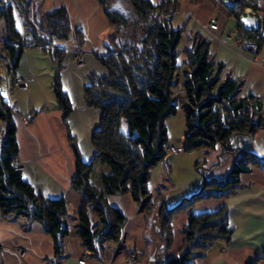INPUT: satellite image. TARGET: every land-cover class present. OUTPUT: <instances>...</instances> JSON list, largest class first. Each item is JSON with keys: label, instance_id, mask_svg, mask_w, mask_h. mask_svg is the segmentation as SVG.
Listing matches in <instances>:
<instances>
[{"label": "trees", "instance_id": "1", "mask_svg": "<svg viewBox=\"0 0 264 264\" xmlns=\"http://www.w3.org/2000/svg\"><path fill=\"white\" fill-rule=\"evenodd\" d=\"M99 2L105 5V0ZM5 3L0 2V19L4 24L2 56L8 69H17L29 44L50 53L56 65L52 86L58 109L66 121L73 109L61 85L66 49L57 42L69 40L74 32L81 46V29L72 30L64 7L42 12L35 0ZM130 3L132 15L117 8L105 10L115 32L106 52L98 54L97 59L107 74H89L84 89L86 103L101 110V121L92 134L93 159L84 162L77 153L71 188L85 194L83 208L78 214V233L83 247L92 255L98 254L103 243L120 244L122 241L127 218L120 208L109 203L108 196L130 194L136 204L146 205L147 211L158 202H149V182L152 169L163 162L168 153L166 120L175 115L182 104L173 88L183 67L187 68L184 86L190 93L192 108L186 107L187 134L182 150L189 152L220 146L223 153L233 152L237 149L234 140H251L264 126L259 119L263 101L252 94L240 96L242 84L229 75L224 76V64L213 60L210 39L197 35L199 38L194 45L184 47L185 62L181 63L179 48L183 28L173 24L177 0L158 3L130 0ZM249 3L259 10L260 0H238L229 11L238 21L239 39L255 42L261 48L264 44L261 28L248 30L240 24ZM136 24L140 27L134 31ZM18 115L0 93V210L6 219H23L25 228L32 222L41 223L54 245L53 258L47 259L45 264H62L65 258L63 239L70 233L66 220L67 200L64 196L38 195L24 180L22 172L16 170ZM96 162L110 169L102 175L101 188L91 181ZM253 167L264 170V157L244 151L224 178L204 179L200 189L172 208H166L161 201V236L167 248L173 241V217L183 211L188 213L179 253L168 256L162 264H194V259L203 257L215 242L231 239L233 233L225 206L201 213L193 212L192 208L198 202L221 199L236 192L243 186L241 175ZM89 212L96 215L95 221ZM258 260L253 259L248 264H256Z\"/></svg>", "mask_w": 264, "mask_h": 264}, {"label": "crops", "instance_id": "2", "mask_svg": "<svg viewBox=\"0 0 264 264\" xmlns=\"http://www.w3.org/2000/svg\"><path fill=\"white\" fill-rule=\"evenodd\" d=\"M1 1L13 3V0ZM35 1L40 4L42 12L64 7L72 30L81 29L83 34L81 46L74 32L69 40L57 42L66 49L61 85L68 93L73 109L66 121L63 112L58 109L52 86L56 65L52 55L39 46V50L25 49L17 69H8L13 73L9 80L10 90L8 94L1 92L19 114L16 117L17 162L23 167L24 180L33 186L38 195L49 198L64 196L67 200L66 220L70 233L63 239L65 258L62 264H80L81 259H84V264H129L127 258L131 253L139 255L135 264H162L168 256L179 253L188 213L183 211L173 217V242L167 248L161 236L162 203L158 201L151 211H147L146 205L136 204L130 194L108 196L109 203L120 208L127 218L121 243H103L97 255L90 254L82 245L78 226L74 228V222H79L78 214L83 208L85 194L74 191L71 181L76 174L77 153L84 162L93 159L92 134L101 121V110L86 103L84 89L89 74H107L97 55L106 52L115 27L110 24L98 0ZM177 1L173 24L183 28V41L179 48L181 63L185 62L183 50L188 41L186 38L195 34L208 38L213 60L225 66L224 76L229 75L242 84L240 96L252 94L264 102V44L258 52L260 61L257 62L255 54L239 39L238 21L228 8L218 7L213 0ZM212 19L218 21L217 30L209 28ZM17 24L21 29L20 21ZM76 55L83 56V66L76 64ZM0 61L8 68L2 55ZM186 71L187 68L183 67L177 74V89L174 87L173 92L182 102L180 105L190 109V93L184 86ZM14 77L28 81V88L21 90L15 87ZM233 145L237 149L229 153H223L220 146L214 148L216 152L208 163L209 168L203 171L202 182L196 180L192 194L200 189L204 179L224 178L244 151L264 157V126L253 139L237 138ZM109 171L108 166L96 162L91 175L92 183L101 188L102 175ZM241 181L243 186L233 194L201 201L193 206L195 213L213 212L225 206L233 233L229 241L219 240L203 257H196L194 264H248L256 258L259 259L256 264H264V170L253 167L250 172L241 175ZM149 189L152 193L149 202L153 203L157 200L156 191ZM164 205L167 206L166 202ZM91 215L95 221L96 215ZM20 250L23 251L22 256L18 253ZM53 255V238L45 232L41 223L32 222L25 228L23 219H6L0 210V264H45Z\"/></svg>", "mask_w": 264, "mask_h": 264}, {"label": "rangeland", "instance_id": "3", "mask_svg": "<svg viewBox=\"0 0 264 264\" xmlns=\"http://www.w3.org/2000/svg\"><path fill=\"white\" fill-rule=\"evenodd\" d=\"M38 5L40 8L39 3ZM101 6L105 10L106 9L115 10L117 8L121 11H127L128 13H130V15H132L131 12L129 11L132 8L130 0H105V5L101 4ZM258 9L259 10H257V14L259 19V26H260L259 28H261V32L263 34L264 33V0H260V3L258 4ZM139 27L140 24H136L134 31L138 30ZM3 35H4V24L3 21L0 19V56L2 55ZM198 38L199 37L196 34L193 36L192 35L189 36L188 38H186V40H188L186 45H192V44L194 45L197 42ZM40 48L38 46H32V47H27L26 49L33 51L36 49L39 50ZM54 49L55 47L53 48V50ZM254 54H255L254 60L257 61L256 59L258 58L257 56L258 54L256 53ZM79 57L82 58L84 64L83 56L79 55ZM75 62L78 66H83V64L82 65L79 64L78 55H76L75 57ZM12 77H13V73L9 72L8 68H6L4 63L0 61V93L3 92L4 94H8L7 91L10 90L9 80ZM179 107L180 108L177 111V113L175 115L170 116L166 120V125L169 131V145L183 147L182 143L187 134V127H186L187 108L185 106H179ZM259 119L262 120V122L264 123V105H263V110L259 115ZM123 127H125L124 124ZM215 152L216 150L214 148H207V147L197 148L189 152L182 150L181 152L176 154H172L173 152L168 151L167 156L165 157L164 160L165 162L158 163V165H156L152 169L151 179L149 182V187L155 189L156 191L155 198L159 201V203L161 204L162 202H166L167 206L165 207L172 208L183 198L191 195L192 194L191 190L197 184L196 180L199 181V183L202 182L201 178L204 177L203 171L209 168L208 163L211 162V160L213 159ZM165 165L167 166V168L165 167ZM89 214H90V218L93 220L94 216L91 215L92 214L91 212H89ZM77 226L79 227L80 223L77 220H75L74 228L75 227L77 228ZM132 255L136 256L135 263H137L139 257L137 253L129 254L127 258V262L129 263L128 260L132 258Z\"/></svg>", "mask_w": 264, "mask_h": 264}, {"label": "built area", "instance_id": "4", "mask_svg": "<svg viewBox=\"0 0 264 264\" xmlns=\"http://www.w3.org/2000/svg\"><path fill=\"white\" fill-rule=\"evenodd\" d=\"M236 1L238 0H214L215 4L219 7H224V8H230ZM6 5L9 4V1H6L5 3ZM240 24L241 26H243L244 28L248 29V30H255L258 29L259 26V19H258V14H257V10L255 9V7L253 6V4H250L248 6H246L244 8V13L241 17L240 20ZM209 28L212 30H217L218 29V21L216 19H212L209 22ZM262 36L264 37V33L262 34ZM32 46H38L35 44H29L28 47H32ZM244 46L249 49L250 51H252L253 53L258 54V52L260 51V47L257 43L255 42H251V41H244ZM259 58V57H258ZM256 59L257 61H259V59ZM78 59H79V64L82 65L83 61L82 58L79 57L78 55ZM13 83L15 85V87H17L18 89L21 90H26L29 86V82L26 80H23L19 77H14ZM178 108V107H177ZM168 151L173 152V153H179L182 151L181 147L178 146H174V145H170L168 147ZM16 170H22L23 167L22 165L17 162V164L15 165ZM19 254L21 253L23 255V251L20 250L18 252ZM20 254V255H21ZM130 264H134L136 262V256L132 255V258H130L129 260ZM80 264H84V260L81 259L79 261Z\"/></svg>", "mask_w": 264, "mask_h": 264}, {"label": "snow or ice", "instance_id": "5", "mask_svg": "<svg viewBox=\"0 0 264 264\" xmlns=\"http://www.w3.org/2000/svg\"><path fill=\"white\" fill-rule=\"evenodd\" d=\"M17 26H19V25H17Z\"/></svg>", "mask_w": 264, "mask_h": 264}]
</instances>
